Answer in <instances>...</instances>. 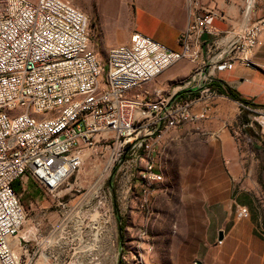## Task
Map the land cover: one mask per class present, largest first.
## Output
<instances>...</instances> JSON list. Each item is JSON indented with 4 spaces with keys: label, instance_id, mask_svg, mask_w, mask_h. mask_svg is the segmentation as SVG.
Masks as SVG:
<instances>
[{
    "label": "built area",
    "instance_id": "2783aa9c",
    "mask_svg": "<svg viewBox=\"0 0 264 264\" xmlns=\"http://www.w3.org/2000/svg\"><path fill=\"white\" fill-rule=\"evenodd\" d=\"M246 1L247 17L257 0ZM190 17L179 50L134 31L101 64L91 49L89 18L70 1L0 0V264H31L34 256L23 245V263L10 243L27 218L13 188L24 176L55 196L75 174L84 149L100 142L111 152V167L129 156L140 181L163 182L155 148L167 131L208 120L217 94L214 78L200 65L168 98L158 89L141 91L176 63L202 60L200 39L212 33L215 13L195 8ZM263 30L264 16L248 31L247 42L228 44L217 69L231 70L237 61L251 66L249 58L231 54L237 45L242 52L253 46ZM237 104L257 113L264 135V106ZM232 133L239 155L250 151L251 138L240 129ZM237 216L248 218V208L237 206Z\"/></svg>",
    "mask_w": 264,
    "mask_h": 264
},
{
    "label": "rangeland",
    "instance_id": "374dc122",
    "mask_svg": "<svg viewBox=\"0 0 264 264\" xmlns=\"http://www.w3.org/2000/svg\"><path fill=\"white\" fill-rule=\"evenodd\" d=\"M262 5L261 0L257 1L253 11ZM254 12L247 17L244 14L243 24L231 30L230 35L247 42L248 31L264 16L262 11L255 19ZM86 15L91 49L100 63L105 64L109 50L126 42L116 40L115 34L130 29L131 20L126 13L116 27L99 14ZM235 53L240 58H249L250 67L261 74L259 78L264 77V30L256 36L253 46L242 52L237 45L231 55ZM198 65L204 72L202 60L180 61L146 83L141 91L150 93L158 89L168 98L174 88L185 85ZM254 88L259 90L258 100L264 101V87ZM184 94L191 99L198 96ZM218 97L221 96L217 93L214 98ZM222 100L226 105L229 103L224 96ZM228 110L230 114L222 118L230 124L231 134L236 128L251 138L248 148L254 155L250 158L259 159V166L264 168V135L257 123V113L247 110L252 127L247 130L242 124L241 107L236 105L233 111ZM189 130L186 124L167 131L166 141L155 148L156 170L163 174L160 184L147 185L140 181L139 169L129 162V156L111 167V152L100 142L84 149L75 174L55 196L46 194L32 178L24 176L18 196L27 218L13 241L20 237L28 241L26 245L34 254L31 264H140L136 262L140 257L141 264H158L156 259H165L178 237L181 222L177 216L183 209V201L188 199L187 191L201 193L202 183L213 179L219 171L217 159L199 155L203 149L213 148L205 141L207 136L193 137ZM261 175V172L257 174V180ZM253 176L247 167L244 179L253 181ZM13 251L21 257V249ZM21 259L23 263L26 261L23 256Z\"/></svg>",
    "mask_w": 264,
    "mask_h": 264
},
{
    "label": "crops",
    "instance_id": "0c3cea01",
    "mask_svg": "<svg viewBox=\"0 0 264 264\" xmlns=\"http://www.w3.org/2000/svg\"><path fill=\"white\" fill-rule=\"evenodd\" d=\"M68 1L86 14H99L102 19L114 22L116 27L120 26L127 13L131 26L115 34L118 41L128 42L131 33L138 31L174 50H179L178 39L187 29L195 8L198 13H215L212 33H206L200 39L205 74L225 82L256 106H264L260 105L264 101L258 100L259 90L254 88L264 87V77L259 78L260 73L239 61L231 70L217 69L226 47L237 38L231 36L230 31L243 24L246 0ZM261 3L264 4V1L261 0ZM262 11L263 5L253 11L254 18L260 17ZM220 96L211 101L208 120L187 124L189 135L198 138L207 136L205 141L213 148L203 149L199 155L217 159L218 174L202 183L201 193L187 191L188 199L183 201V209L177 216L181 222L178 237L166 258L156 259L158 264H264V168L259 166V159L251 160L253 151L239 155L229 130L230 124L222 118L230 114L229 108L233 111L238 104L224 96L229 101L226 105ZM247 167L254 175L253 181L244 179ZM260 172L262 175L257 180ZM237 206H246L249 217L239 218ZM14 239L10 241L12 249H21V257H24L22 247L28 241H23L22 237Z\"/></svg>",
    "mask_w": 264,
    "mask_h": 264
},
{
    "label": "trees",
    "instance_id": "16d2710c",
    "mask_svg": "<svg viewBox=\"0 0 264 264\" xmlns=\"http://www.w3.org/2000/svg\"><path fill=\"white\" fill-rule=\"evenodd\" d=\"M211 88L213 90H215L218 94L225 96V97H227L233 101H236V102L242 103L244 105H248V106H250V105L256 106L251 101H248V100L242 98L236 90L231 88L229 85H227L223 81H219V80L214 79L212 84H211ZM184 93H187V92H182L180 95H184ZM242 113H244V114H242V117H241L242 118V124L247 125L249 123V119L247 117L248 113L246 111H244L243 109H242ZM246 129L252 130V128H250V127H246ZM13 188H14V191L18 194L23 188L21 180H17L14 183Z\"/></svg>",
    "mask_w": 264,
    "mask_h": 264
},
{
    "label": "water",
    "instance_id": "95a60500",
    "mask_svg": "<svg viewBox=\"0 0 264 264\" xmlns=\"http://www.w3.org/2000/svg\"><path fill=\"white\" fill-rule=\"evenodd\" d=\"M173 99H174V98H173ZM173 99H172V100H173ZM221 238H222V237H220V239H221ZM197 264H200V263H197Z\"/></svg>",
    "mask_w": 264,
    "mask_h": 264
}]
</instances>
